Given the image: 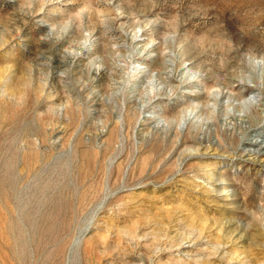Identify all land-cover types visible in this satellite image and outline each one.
Here are the masks:
<instances>
[{
    "label": "rangeland",
    "instance_id": "1",
    "mask_svg": "<svg viewBox=\"0 0 264 264\" xmlns=\"http://www.w3.org/2000/svg\"><path fill=\"white\" fill-rule=\"evenodd\" d=\"M0 264H264V0H0Z\"/></svg>",
    "mask_w": 264,
    "mask_h": 264
},
{
    "label": "bare ground",
    "instance_id": "2",
    "mask_svg": "<svg viewBox=\"0 0 264 264\" xmlns=\"http://www.w3.org/2000/svg\"><path fill=\"white\" fill-rule=\"evenodd\" d=\"M141 42V41H140ZM174 103V102H173Z\"/></svg>",
    "mask_w": 264,
    "mask_h": 264
}]
</instances>
